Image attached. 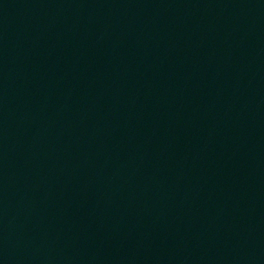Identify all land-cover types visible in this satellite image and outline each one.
Returning <instances> with one entry per match:
<instances>
[{"label": "water", "instance_id": "obj_1", "mask_svg": "<svg viewBox=\"0 0 264 264\" xmlns=\"http://www.w3.org/2000/svg\"><path fill=\"white\" fill-rule=\"evenodd\" d=\"M0 264H264V0H0Z\"/></svg>", "mask_w": 264, "mask_h": 264}]
</instances>
